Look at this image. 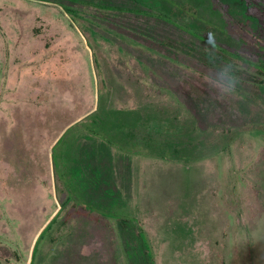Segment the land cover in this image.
Wrapping results in <instances>:
<instances>
[{"label":"rangeland","instance_id":"374dc122","mask_svg":"<svg viewBox=\"0 0 264 264\" xmlns=\"http://www.w3.org/2000/svg\"><path fill=\"white\" fill-rule=\"evenodd\" d=\"M0 264H264V0H0Z\"/></svg>","mask_w":264,"mask_h":264},{"label":"clouds","instance_id":"9594fccd","mask_svg":"<svg viewBox=\"0 0 264 264\" xmlns=\"http://www.w3.org/2000/svg\"><path fill=\"white\" fill-rule=\"evenodd\" d=\"M261 239L260 238H254L252 239L253 242H259Z\"/></svg>","mask_w":264,"mask_h":264},{"label":"trees","instance_id":"16d2710c","mask_svg":"<svg viewBox=\"0 0 264 264\" xmlns=\"http://www.w3.org/2000/svg\"><path fill=\"white\" fill-rule=\"evenodd\" d=\"M56 219H58L57 217L56 218H53L52 222L50 224H54Z\"/></svg>","mask_w":264,"mask_h":264},{"label":"water","instance_id":"95a60500","mask_svg":"<svg viewBox=\"0 0 264 264\" xmlns=\"http://www.w3.org/2000/svg\"><path fill=\"white\" fill-rule=\"evenodd\" d=\"M80 120V119H79Z\"/></svg>","mask_w":264,"mask_h":264}]
</instances>
